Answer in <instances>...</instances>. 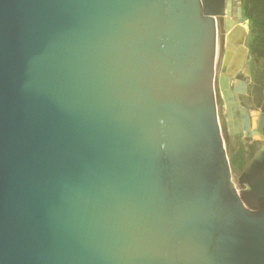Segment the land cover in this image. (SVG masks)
Returning a JSON list of instances; mask_svg holds the SVG:
<instances>
[{
  "label": "water",
  "instance_id": "water-1",
  "mask_svg": "<svg viewBox=\"0 0 264 264\" xmlns=\"http://www.w3.org/2000/svg\"><path fill=\"white\" fill-rule=\"evenodd\" d=\"M226 1L0 0V264H264V146L234 181L217 121Z\"/></svg>",
  "mask_w": 264,
  "mask_h": 264
},
{
  "label": "rangeland",
  "instance_id": "rangeland-1",
  "mask_svg": "<svg viewBox=\"0 0 264 264\" xmlns=\"http://www.w3.org/2000/svg\"><path fill=\"white\" fill-rule=\"evenodd\" d=\"M236 10L239 11V17L241 20L245 21L248 25V31L244 39V43L248 47V52L244 63V70L247 73L246 77L248 78L249 82L246 93L242 95L241 99L243 104L249 108V112L251 114L253 110H257L258 112L260 111V105L264 96V22L262 27L257 25L259 13L250 0H233V15H236ZM222 30L223 28L220 25L219 29L216 28L217 54L215 60V82L217 83V87V75L220 71V61L223 52ZM216 106L217 121L218 117L221 121V128L219 126L220 134L226 145L233 180H236L254 153L260 147L264 146V137L254 138L247 137L241 133H229L225 123L226 115L224 110L220 106L218 108L217 103Z\"/></svg>",
  "mask_w": 264,
  "mask_h": 264
},
{
  "label": "bare ground",
  "instance_id": "bare-ground-1",
  "mask_svg": "<svg viewBox=\"0 0 264 264\" xmlns=\"http://www.w3.org/2000/svg\"><path fill=\"white\" fill-rule=\"evenodd\" d=\"M226 2L227 3H226L225 14L216 17L215 22H216V28L217 29H219V25L223 28V30H222V32H223V34H222L223 52L221 55L220 64H222V62H224L225 66H226V71L231 74L230 82L232 84L235 77L244 78L247 76V73L244 70V63H245L246 55L248 52V47L244 43V41H242V40L245 39V36L247 34V31H248V25L245 21L241 20V18L239 17V11L238 10H236V12H235L236 15H233V13H232V2H233V0H227ZM240 43L245 45V47L247 49L245 51V55L242 58L241 64L238 62V60H239L238 57L240 56V51L238 49V45H240ZM220 68H221V65H220ZM216 84L217 83L214 82V92H215V96H216V103L218 105V108H219V106L223 108L224 113L226 115V105H225V101L223 98L222 90L220 89L219 85L217 87ZM258 113L259 112L257 110H253L251 113L252 134L249 137H254V138H262L263 137L261 132H259L255 126ZM218 123H219V126L221 128V121H220L219 117H218ZM225 123L227 126V130L229 131L226 116H225Z\"/></svg>",
  "mask_w": 264,
  "mask_h": 264
},
{
  "label": "trees",
  "instance_id": "trees-1",
  "mask_svg": "<svg viewBox=\"0 0 264 264\" xmlns=\"http://www.w3.org/2000/svg\"><path fill=\"white\" fill-rule=\"evenodd\" d=\"M254 4L255 9L258 10L259 16L257 20V25L262 27L264 22V0H250Z\"/></svg>",
  "mask_w": 264,
  "mask_h": 264
},
{
  "label": "flooded vegetation",
  "instance_id": "flooded-vegetation-1",
  "mask_svg": "<svg viewBox=\"0 0 264 264\" xmlns=\"http://www.w3.org/2000/svg\"><path fill=\"white\" fill-rule=\"evenodd\" d=\"M225 149H226V147H225ZM226 152H227V150H226Z\"/></svg>",
  "mask_w": 264,
  "mask_h": 264
},
{
  "label": "built area",
  "instance_id": "built-area-1",
  "mask_svg": "<svg viewBox=\"0 0 264 264\" xmlns=\"http://www.w3.org/2000/svg\"><path fill=\"white\" fill-rule=\"evenodd\" d=\"M227 156H228V154H227ZM229 158V157H228Z\"/></svg>",
  "mask_w": 264,
  "mask_h": 264
}]
</instances>
